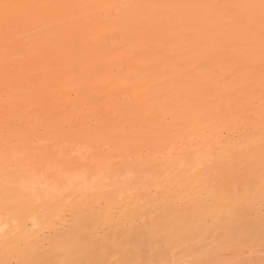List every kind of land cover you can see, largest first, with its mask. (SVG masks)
I'll use <instances>...</instances> for the list:
<instances>
[{
	"label": "bare ground",
	"instance_id": "6f19581e",
	"mask_svg": "<svg viewBox=\"0 0 264 264\" xmlns=\"http://www.w3.org/2000/svg\"><path fill=\"white\" fill-rule=\"evenodd\" d=\"M0 226V264H264V0H0Z\"/></svg>",
	"mask_w": 264,
	"mask_h": 264
},
{
	"label": "rangeland",
	"instance_id": "374dc122",
	"mask_svg": "<svg viewBox=\"0 0 264 264\" xmlns=\"http://www.w3.org/2000/svg\"><path fill=\"white\" fill-rule=\"evenodd\" d=\"M71 97H72V96H71ZM73 98H74V97H73ZM73 98H71V100H72ZM72 101H74V100H72ZM74 102H75V101H74ZM74 102H73V103H74ZM86 109H87L88 112H89L90 108L88 109V107H87ZM95 109H96V108H95ZM67 110H68V109H67ZM87 110H86V112H87ZM92 110H93V109H92ZM93 111H94V110H93ZM95 112H96V111H95ZM95 112H93V113H95ZM66 113H67V111H66ZM66 115H67V114H66ZM92 115H93V114H92ZM92 115H91V113L89 112V113H88V118H87V120H91V118L89 119V117H92ZM97 115H98V117H97ZM100 115H101V113H100ZM100 115H99V113H98V114L96 113V115H95L96 117L93 115V117L96 118L95 120L92 119V120H94V123H95V124L98 123V125H99V124L101 123V121L96 122V120H97L98 118H100ZM102 116H103V115H102ZM68 117H70V116L67 115V117H66V116H65V113H63V114H62V117H61V120H63L64 122L67 123V122H68V121H67ZM93 117H92V118H93ZM102 118H104V116H103ZM105 119H106V118H105ZM105 119H103V120L105 121ZM68 120H69V119H68ZM92 120H91L90 122L88 121V123H89L90 125L85 126V129H89V128H90L89 126H91V125H93V127H94L95 124H92ZM98 120H101V118L98 119ZM98 120H97V121H98ZM63 121H62V122H63ZM62 122H61V124H62ZM76 122H79V119H75V124H74V123H71V124L69 125V126H71V125H74V126H75V127H73V128H75V134H74L73 136H71L73 133H71V135H70V133H69V131H73V128H72V129H71V127H69L70 129L67 128V127L65 126V123H63L64 125H61L62 127H63V126H65V127H63V128L60 127V128H59V126L57 125V122H56V126H58V128H59L58 130H59V131H55V132H56V133L58 132V133H57L58 135H61V133L59 134V132H60L61 129L66 128V129L64 130V134H65V135L63 134V130L61 131L62 134L64 135V137L61 135V136H62V137L60 136V137H61V138H60L61 140L58 139V141L61 142L62 140H64V138H65V136H66V137H67V140H69L68 138H70V139L72 138V141H71V142H73V145H74L73 147H75V145H76V146L79 148V150L81 149L80 147H82V146H84V149H85V145H87V146L90 147V143L92 144V143L94 142L93 139H94V136H96V135L93 136V134H91L92 137H88L87 135H85V133H87L88 130L86 131V130L84 129V130H85V133H82V132H84V130L82 131V128H84V127H81V126H83L84 124L81 125V124H78V123H76ZM102 122H103V121H102ZM106 122H107V121H106ZM106 122H105V123H106ZM105 123H104V124H105ZM58 124L60 125V123H58ZM104 124H103V125H104ZM79 125H80V127H81V130H80ZM86 125H87V124H86ZM98 125H96V126H98ZM103 125L101 124V126H98V127L103 128V129H100V130H101L100 132H97L98 134L95 133V134H97L98 136H99V133H101L102 135H104L105 130L107 131L106 133L109 132L107 129H105V128L103 127ZM124 125H125V126H124ZM53 126H54V124H53ZM106 126H107V123H106ZM106 126H105V127H106ZM120 126H121V125H120ZM50 127H52V126L50 125L49 128H50ZM54 127H55V126H54ZM88 127H89V128H88ZM93 127H92V128H93ZM123 127H124V128H123ZM125 127H126V129H125ZM55 128H56V127H55ZM55 128H54V129H55ZM122 128H123V130H122ZM127 128H128V127L126 126V124H125V122H124V124L121 126V130H119V132L121 133V131H122V132H123V133H122L123 135H124L125 132H126V133H129V134H132L133 132H132L131 130H133V129L135 130L136 127L133 128V129L128 128L129 130H128ZM42 129H43V128H42ZM52 129H53V127H52ZM52 129H51V130H52ZM108 129L111 130L110 128H108ZM112 129H113V128H112ZM118 129H119V128H118ZM136 129H137V128H136ZM51 130H50V131H51ZM56 130H57V128H56ZM90 130L93 131L94 129H91V128H90ZM97 130H98V129H97ZM102 130H104L103 133H102ZM125 130H127V131H125ZM134 130H133V131H134ZM40 131H41V130H39V132H40ZM43 131H44V129H43ZM50 131H49V133H50ZM94 131H95V130H94ZM94 131H93V132H94ZM98 131H99V130H98ZM124 131H125V132H124ZM53 132H54V130H53ZM53 132H52V133H53ZM66 132H67V133H66ZM90 132H91V131H90ZM49 133H48V136L44 135V136H45V137L43 136L44 138H43V137H42V138H38V137H37V139H38V140L42 139V140L44 141V139H46L47 137L50 138V136H51L52 133H50V134H49ZM56 133H55V134H54V133L52 134L55 138H56L55 135H57ZM88 133H89V132H88ZM109 133L112 134L113 131H112V133H111V131H110ZM126 133H125L126 136L124 135V137H122V135L119 134L118 132H117V133L115 132V133H113V134H115V138L117 137L116 134H119L118 137L121 136V137H120L121 140L117 137V138L120 140V146H121L122 144H123V145L126 144V146H129V147H130V145H131L132 143L127 142V140H124L125 137H127V134H126ZM238 133H241V131H238ZM238 133H237V132L234 133V137H235L236 140H239V137H240ZM34 134H35V136H36V135L38 136V133H37L35 130H34ZM41 134H42V133H41ZM41 134H39V137H41V136H40ZM83 134H84V135H83ZM89 134H90V133H89ZM129 134H128V136L130 137ZM224 134H225V133L222 134L223 137H224ZM236 134H238L239 137H238ZM49 135H50V136H49ZM58 135H57V136H58ZM75 135H76V136H75ZM91 135H90V136H91ZM105 135H106V134H105ZM105 135L102 136V138L104 137V139H102V140H105V141L102 142V140H101V141L99 142V143L102 142V143H101L102 146H101V145H97V146H96V145H95L96 143L93 144L92 146H93V147H96V148H97L98 146H101V147H103V148L105 149V144L109 141V140L106 141V140L109 139V138L105 139ZM108 135H109V134H107L106 136L109 137L110 135H109V136H108ZM84 136H87V138L84 137ZM111 136H112L111 138L113 139L114 136H113V135H111ZM225 136H226V134H225ZM58 137H59V136H58ZM58 137H57V138H58ZM73 137L76 138V139H74ZM99 137H100V136H99ZM99 137L96 136L95 138H99ZM129 137H128V138H129ZM237 137H238V138H237ZM33 138H34V136H33ZM55 138H53V137L51 136L50 139L47 138L48 140L44 141L45 143L47 142L48 144H47V143H46V144H47L48 146H50V147L48 148V147L46 146L47 149H49L48 151L44 150L45 147L43 148V150L41 149L42 152H43L42 155H43V154H45V155H46V154H49V153H50L49 151L52 150V148H53L52 151H55V153H57V154L55 155V158H57L56 156H59V157L57 158V160H58V159H60V160H64L63 158H65V155H63V154H64L65 149L62 148V147H63L62 144H64V147H65V145H67L68 142H67V140H66V138H65L67 144H66L65 140L62 141V144H60V142L57 141V138H56V139H55ZM88 138H91V139L93 138V139H92L93 142H90V139H89V141H87L86 139H88ZM115 138H114V139H115ZM240 138H241V137H240ZM34 139L37 140L36 138H34ZM53 139H55V140L58 142V144H60V145H62V146H60V145H56L57 142H55V140H53ZM73 139H74V140H73ZM79 139H81L80 142H82V143H80V142L78 141V142H79L78 145H77V144H74V142L76 143V141L79 140ZM114 139H113V140H114ZM30 140H32V138H31ZM35 140L32 141V144H33V145L36 144V141H35ZM42 140H40V142H41ZM75 140H76V141H75ZM115 140H117V139H115ZM119 140L116 141V142L119 143ZM129 140H130V142H131V141H132V137H130V138L128 139V141H129ZM241 140H243V138H242ZM34 141H35V142H34ZM43 141H42V142H43ZM96 141H97V140H96ZM96 141H95V142H96ZM123 141H125L126 143L124 142V143H125V144H124ZM63 142H64V143H63ZM86 142H87V143L90 142V143L87 144ZM97 142H98V141H97ZM99 143H98V144H99ZM38 144H40V143H38ZM69 144H70V146H71L72 143H69ZM69 144H68V145H69ZM79 144H81V145H79ZM115 144H116V143H115ZM115 144H114V145H115ZM127 144H128V145H127ZM117 145H118V144H117ZM38 146H39V145H38ZM42 146H44V144H43ZM42 146H40V147L42 148ZM70 146H69V147H70ZM118 146H119V145H118ZM69 147H68V148H69ZM93 147H92V148H93ZM132 147H133V146H132ZM68 148L66 147V151H68ZM70 148H71V151H72L73 148H72V147H70ZM82 148H83V147H82ZM87 148H88V147H87ZM87 148L85 149V150H86L85 153L88 151ZM90 148H91V147H90ZM103 148H101V149H103ZM101 149H99V147H98V149H96V150H95L94 148L92 149V150H93L92 152L95 153V151H96V155L93 153V154L95 155V157H96L95 159H94V157H93L94 155H93L92 153L89 154L90 156L93 155V156H91V157H93L92 161H97L98 165H97V163H95V162L93 163L92 161L90 162L89 160H88V161L86 160L87 163L89 162V163L92 164V165L89 166V170H90V171L88 172L89 175L94 174V176H95V171H99V170H100V171H103L102 169L106 170V172H104L105 174H106L108 171H111V169L114 170V171H115L116 169H117V170L120 169V168H119V169H118V168L113 169V168H114L113 165L111 166V169H109V170L106 169V168L109 166V165H108L109 163H108V162L106 163V161H105L106 164L104 165V163H103L104 160L102 161V159L99 158V157H100V154L103 155V154L106 152V151H105L104 153H102V152L104 151V149H103V151H102ZM74 150H76V149L74 148ZM89 150H90V149H89ZM94 150H95V151H94ZM99 150L102 151V152L99 153ZM134 150H135V149H134ZM151 150H152L153 152L150 151V150H149V152L154 153V150H153V149H151ZM44 151H46L47 153L44 152ZM59 151H61L62 153L59 152ZM66 151H65V152H66ZM117 151H120V149H118ZM129 151H131V148H130V150H128L127 152H129ZM132 151H133V150H132ZM132 151H131V153H130L131 155H133V154H132ZM37 152H39V150H37ZM37 152H36V153H37ZM58 152H59V153H58ZM78 152L82 153L81 151H78ZM83 152H84V150H83ZM90 152H91V150H90ZM90 152H89V153H90ZM97 152L99 153V155H97ZM121 152H122V151H121ZM127 152L125 151V153H127ZM156 152H157V151H156ZM36 153H35L34 155H36ZM60 153H61V154H60ZM87 153H88V152H87ZM116 153H117V152H115V151H114V152H111V153H107V152H106L105 155H107L106 157L108 158V159H106V160H107V161L110 160V161L114 164V162H115L117 159H120V157L122 156V155H121L122 153L120 154V155H121V156H120V155H119V152H118V157H119V158H118ZM39 154H40V153H39ZM39 154H38V155H39ZM71 154H73V153H71ZM76 154H77V153H76ZM128 154H129V153H128ZM128 154H126V155H128ZM38 155H36V156H37L39 159H38L37 157L32 159V157H33V154H32V153H31L30 156H29V162H28V163H29L30 165H32V167L30 166V168H29V169H31L30 171H32V172H29L31 175H32L33 172H34L33 175H35V173H36V175H38V176H39V174L44 175L45 173H43V172H44V171L47 172L46 170H48V168H47V169L44 168V166H45V167H48V166H46V165H42V164H41V163H43V160H42L41 163H40V156H38ZM40 155H41V154H40ZM45 155H43V156L41 157V159L44 157V158H48V159H46V162L49 161V160H51L52 162H53V161L57 162V160H55V158H54V160H52L51 157H49L50 154H49V155H46L47 157H46ZM62 155H63V156H62ZM80 155H82V154H80ZM84 155H85V154H84ZM84 155H82V156H84ZM102 155H101V157L103 158L104 155H103V156H102ZM131 155H130V156H131ZM31 156H32V157H31ZM70 156H71V155H70ZM72 156H73V155H72ZM75 156L77 157V156H79V155H75ZM86 156H87V155H86ZM97 156H98V157H97ZM30 157H31V158H30ZM34 157H35V156H34ZM106 157H104V158H106ZM66 158H67V156H66ZM97 158H99V159L102 161V163H103V164H102L103 167H102V165H100V164H101V163H100L101 161L98 160ZM37 159H38L39 163H40L42 166L36 161ZM96 159H97V160H96ZM33 160H34V161H33ZM44 160H45V159H44ZM60 160L58 161V163L63 164L62 162H64V164H63L62 166L60 165V166L62 167L61 173L63 174V173L66 172L63 166H66L67 163L65 164V161H66L67 159H66L65 161H62V162H60ZM35 162H37V163H35ZM44 162H45V161H44ZM52 162H49V163H50V164H53ZM55 162H54V164H55ZM116 162H117V161H116ZM47 163H48V162H47ZM47 163H45V164H47ZM99 163H100V164H99ZM112 163H111V164H112ZM29 164H28V165H29ZM38 164H39V165H38ZM50 164H49V165H50ZM56 164H57V163H56ZM56 164H55V165H56ZM115 164L117 165V163H115ZM115 164H114V165H115ZM118 164H120V163H118ZM47 165H48V164H47ZM57 165H58L57 167L59 168V164H57ZM93 165H94V166H93ZM96 165H97L98 167H97ZM40 166H41V167H40ZM86 166H87V165H86ZM100 166H101V167H100ZM118 166H119V165H118ZM37 167H38V168H37ZM42 167L44 168V171H42V170H43ZM84 167H85V166H84ZM112 167H113V168H112ZM115 167H116V166H115ZM54 168H56V167L54 166ZM87 168H88V167H86L85 169H87ZM94 168H95V169H94ZM101 168H102V169H101ZM37 169H38V170H37ZM45 169H46V170H45ZM49 169H52V168H50V166H49ZM85 169L83 168V170H82L81 172H76V171H75V172H72V173H73V174H75V173L78 174V173H79V174H81V175H84V172H85L84 170H85ZM96 169H97V170H96ZM35 170H36V171H35ZM54 170H57V168H56V169H52V170H50V171H52V173H53V172H56V171H54ZM94 170H95V171H94ZM107 170H108V171H107ZM62 171H65V172H62ZM93 171H94V172H93ZM114 171H113V172H110V173L113 174V173H116V172H119V171H120V172H119V176H121V174H120L121 172L124 174V171H122L121 169H120L119 171H115V172H114ZM86 172H87V170H86ZM48 173H49V175H48V174H47V175H48V177H49L51 173H50V172H48ZM56 173H57V172H56ZM90 173H92V174H90ZM110 173H109V174H106V175H109V176H110V178L107 177V178H109V180H107V182L111 181V180H110V179L112 178L111 176H113V175L110 174ZM86 174H87V173H86ZM86 174H85V175H86ZM97 174H99V173H97ZM97 174H96V176L98 177ZM102 174H103V172H102ZM33 175H32V176H33ZM42 175H40V176H42ZM45 175H46V174H45ZM103 175H104V174H103ZM114 175H115V177L118 176V175H116V174H114ZM124 176H126V175H124ZM36 177H37V176H36ZM36 177H35V178H36ZM45 177H47V176H45ZM48 177H47V180H48ZM83 177H86V176H83ZM88 177H90V176H88ZM99 177H100V176H99ZM99 177H98V178H99ZM40 178H41V177H40ZM92 178H93V177H92ZM101 178H103V176H102ZM124 178H125V177H124ZM37 179H39V178H37ZM95 179H96V177H95ZM103 179H104V178H103ZM122 179H123V177H122ZM39 180H40V179H39ZM112 180H113V179H112ZM117 180H118V177H117L116 180H114V181H117ZM41 181H43V180L41 179ZM49 181H50V179H49L47 182H49ZM47 182H46V183H47ZM101 182H102V180H101ZM107 182H106V183H107ZM109 183H110V184H112V183L114 184L115 182L112 181V182H109ZM48 184H49V183H47V186H48ZM103 185H104V183H103ZM105 185H106V184H105ZM105 185H104V186H105ZM45 186H46V185H45ZM47 186H46V187H47ZM113 186H114V185H110V187H113ZM107 188H108V187H106V189H107ZM108 189H109V188H108ZM130 191H131V190H130ZM3 226H4V225H3ZM0 227H1V226H0ZM3 228H4V227H3ZM3 228L1 227L2 230H3ZM182 264H187V263L184 262V263H182Z\"/></svg>",
	"mask_w": 264,
	"mask_h": 264
}]
</instances>
